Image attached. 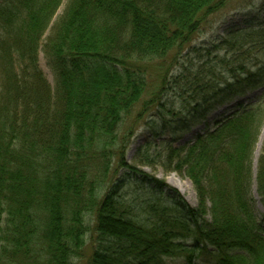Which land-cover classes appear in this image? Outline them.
Returning <instances> with one entry per match:
<instances>
[{"label": "trees", "instance_id": "16d2710c", "mask_svg": "<svg viewBox=\"0 0 264 264\" xmlns=\"http://www.w3.org/2000/svg\"><path fill=\"white\" fill-rule=\"evenodd\" d=\"M63 2L0 0V264H169L176 258L264 264V229L252 192L253 153L264 125V63L243 65L230 79L196 83L180 110L183 96L170 94L166 72L152 83L150 67L164 72L159 62L184 52L224 1L68 0L59 16ZM263 14H250L230 35L248 43L261 32ZM153 88L146 107L157 104L162 131L175 139L207 120L216 104L261 94L193 143L166 142L161 153H141L139 164L130 165L125 154L133 129L122 143L119 133ZM151 165L187 176L198 207L139 168ZM115 166L126 172L116 177ZM258 169L264 206V143ZM130 189L165 197L141 215Z\"/></svg>", "mask_w": 264, "mask_h": 264}, {"label": "rangeland", "instance_id": "374dc122", "mask_svg": "<svg viewBox=\"0 0 264 264\" xmlns=\"http://www.w3.org/2000/svg\"><path fill=\"white\" fill-rule=\"evenodd\" d=\"M224 5L216 13L209 15L200 25L198 31L194 34L190 41L188 48L179 54L178 51H173L163 62L164 72L157 66L152 68V83L158 85L159 79L163 73H167L173 84V91L170 94L179 95V108H182L185 103L182 99L189 96L190 90L196 83H208L210 79L215 78L218 81L230 79L234 74H242L241 67L254 68L261 63H264V14L259 19L260 33L255 31V35L249 38V42H245V38L240 40L235 39L234 35H230L240 28L245 27L249 15L258 10L264 12V0H223ZM68 0H64L61 8L58 11L59 16L64 12ZM257 23V19L255 20ZM257 25V24H256ZM257 28V27H256ZM227 39V43L219 45L223 40ZM241 42L246 44L242 46ZM217 44V45H216ZM40 64L48 77L49 81L54 84V75L47 64L44 53L41 52ZM158 64V63H157ZM194 89V88H193ZM191 91V90H190ZM154 88L147 91L141 101L135 106L130 117L121 128L119 133L120 142L125 132L129 128L133 129L128 137V147L125 154V161L130 165H138L141 153H149L151 156H156L161 153L166 142H174L175 146H183L193 143L197 137L205 135L207 132L215 131L221 124L232 118L238 111H243L255 104L261 94L260 90L251 91L242 97L234 99L232 102L224 105L216 104L215 108L209 114L207 120L203 123L194 126L193 129L186 133L183 137L175 139L169 134L162 131L160 121L158 120L157 104L146 105L153 98ZM159 107V106H158ZM262 139V147L258 160H256V150ZM264 143V125L259 137V141L253 153V198L255 205V212L259 222L264 229V206L261 202L258 193V164L263 151ZM117 166V165H116ZM116 166L114 168H116ZM141 170L154 175L159 179L165 180L170 186L176 188L185 200L192 206L198 207L199 201L197 193L192 181L187 177L178 173H166L159 165L143 166ZM116 177H120L126 169H115ZM180 178V184H183V190L174 186L171 180ZM188 181L191 185L184 182ZM125 185V184H124ZM132 192L129 196L131 202L134 203L137 213L143 215L144 209L148 203L156 200H161L165 197L160 191H150L147 189L127 190ZM209 218V216L207 217ZM89 224L92 227V220L89 219ZM82 264V263H81ZM169 264H186L183 259H170ZM200 264V263H196Z\"/></svg>", "mask_w": 264, "mask_h": 264}, {"label": "bare ground", "instance_id": "6f19581e", "mask_svg": "<svg viewBox=\"0 0 264 264\" xmlns=\"http://www.w3.org/2000/svg\"><path fill=\"white\" fill-rule=\"evenodd\" d=\"M262 139H263V135L261 136V141L258 145V148L256 150V160H258L259 155H260V151H261V147H262ZM171 183L176 186L177 188H179L181 191L183 190V184H180V178H176L175 180H171ZM188 183L189 185H191L188 181L184 182V185Z\"/></svg>", "mask_w": 264, "mask_h": 264}]
</instances>
